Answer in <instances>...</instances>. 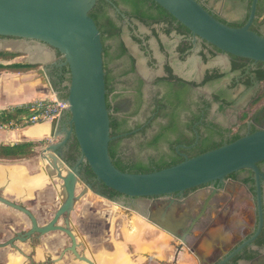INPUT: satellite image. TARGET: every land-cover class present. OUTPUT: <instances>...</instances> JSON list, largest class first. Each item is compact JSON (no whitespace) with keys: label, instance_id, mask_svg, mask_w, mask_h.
<instances>
[{"label":"flooded vegetation","instance_id":"obj_1","mask_svg":"<svg viewBox=\"0 0 264 264\" xmlns=\"http://www.w3.org/2000/svg\"><path fill=\"white\" fill-rule=\"evenodd\" d=\"M198 1L203 3L220 21L228 25L231 23L213 7L218 0ZM225 1L243 5L245 15L240 20L243 21L247 15L248 0H222L221 9ZM114 9L123 18L120 22L123 29L122 40L124 41L123 35L127 30L154 65V51L150 38L138 33L139 25H144L125 17L120 9ZM156 26L162 31V25H154L149 29L160 45ZM153 29L157 36L153 35ZM257 31L264 36V26L257 28ZM172 34L165 35L171 36ZM179 37L181 38L180 44L183 38ZM193 39V35L187 39L192 43V48L185 59H181L176 48L181 61L187 60L192 54ZM124 43L126 45L125 41ZM126 47L130 56L135 59L136 69L135 72L125 73L130 65L128 57L112 64L113 74L117 76L116 93L119 94L114 106L119 108L120 116H130L131 132H135L139 125L147 122L155 106L176 105L173 97L175 94V90L172 88L173 81L166 79L168 74L165 72L166 66L169 65L172 69L173 67L167 60L163 66V74L156 75L148 81L139 72L136 58L127 45ZM197 47L201 49V52L207 51V55L202 56L204 60L221 54L227 55L230 64L228 70L206 69L200 80L187 81L177 75L173 69V74L181 80L196 84L187 86V89L181 92L180 106H186V109L179 114L176 129L169 133L158 149L146 146L157 132L158 124H153L143 134L136 132L133 136H126L116 147V160H121L124 164L140 162L150 166L152 162L159 161L161 157L166 158L168 162H171L172 159L188 158L190 152L198 144L210 140L226 142L229 136L228 131L240 124L239 118L251 109L250 106H255L253 116L241 128L239 134L255 132L264 126V101L253 105L262 91L261 88L264 87L256 75L259 62L251 60L246 62L244 70H234L232 55H228L202 40L197 41ZM119 63L122 64L121 67L117 66ZM214 72L221 76L211 79L201 86L200 83L206 75ZM228 76L230 79L226 81ZM125 80L128 82L126 83ZM148 83L154 88L149 105L151 113L146 121L132 126V120L139 116L144 106L147 105L145 89ZM124 84H127L126 88L123 87V91H119V86H124ZM207 85L211 89L209 93L200 92V89ZM139 88L141 97H139ZM244 96H247L245 103L238 109H234L237 102ZM167 100L170 103L166 104ZM138 106L139 110L134 114L133 112L138 109ZM222 106H226V108L222 109ZM229 112L230 115L233 113L235 117L229 125L218 122L220 116L226 117ZM194 114L198 115V119L193 121ZM161 123L167 124L168 121L166 119ZM192 139H194L192 144H185ZM126 140L136 141V153H132L125 145ZM178 140L182 142L172 150L170 143ZM150 150L156 151V154H142ZM62 153L66 157L68 147ZM257 166L260 172L259 177L252 169L244 168L221 181L158 197L131 198L122 194L110 197V192L102 189L101 182L96 177L92 178L91 183L86 184L91 186L88 192L99 197L105 208L94 211L98 214L95 223L92 224L89 235L83 233V258H87L93 264H102L97 260V257L115 256L116 253L120 254L119 250H122L121 259L124 258L122 261H125L122 264H264V161L259 162ZM0 194L3 195L2 190H0ZM28 209L35 215L32 209ZM23 217H26L30 222V219L20 211L0 203V244L7 243L17 233H25L31 228L30 222L27 228L16 229L15 226L22 224ZM4 220L11 223L9 225L10 233L5 231L7 225L3 224ZM60 224L62 223L60 222ZM42 240V236L36 233L24 243L15 241V247L0 248V264H6L4 261L9 260L10 256L11 262L14 257L19 255L25 259L26 264H39V262L64 264L67 253H71L67 251L71 245L64 246L58 256L53 257L50 251H45L44 254L37 251L40 247L38 242ZM33 242H37L36 245H33ZM26 243L28 247L19 245ZM9 250L14 253H10ZM63 252H65L64 255H62ZM14 254L17 256H13ZM36 256L40 257L39 262L35 261ZM83 264L89 263L83 261Z\"/></svg>","mask_w":264,"mask_h":264},{"label":"water","instance_id":"obj_2","mask_svg":"<svg viewBox=\"0 0 264 264\" xmlns=\"http://www.w3.org/2000/svg\"><path fill=\"white\" fill-rule=\"evenodd\" d=\"M153 1L192 33L194 48L197 41L202 40L228 55L264 63V36L251 30L259 0H252L248 20L242 27H231L219 21L198 0ZM97 2L0 0V37L38 42L56 50L63 57L60 67L68 66L71 75L68 97L61 99L57 95L58 100L68 106L58 122L65 113L68 122L50 136L53 142L43 148L39 156L41 170L51 182L57 180L61 183L64 198H61L52 219L40 225L31 210L0 194V203L20 211L31 222L27 232L17 233L7 243L0 244V248L15 247V241L24 243L36 233L43 236L59 231L71 240L67 251L77 260L93 264L79 253L80 245L71 227V214L76 203L91 188L82 181V166L85 164L90 166L99 182L131 198L171 195L221 181L244 168L252 169L257 177L260 175L257 164L264 161V126L232 143L192 158L186 157L181 163L162 170L135 174L115 167L109 155V143L113 138L110 137L106 105L101 33L89 16ZM42 71L46 74L48 68L44 67ZM246 98L242 97L234 109L241 107ZM73 136L78 141L81 155L71 166L62 152ZM53 186L56 190V185ZM78 186L83 187L80 193H77Z\"/></svg>","mask_w":264,"mask_h":264},{"label":"trees","instance_id":"obj_3","mask_svg":"<svg viewBox=\"0 0 264 264\" xmlns=\"http://www.w3.org/2000/svg\"><path fill=\"white\" fill-rule=\"evenodd\" d=\"M112 2L110 4L106 0H98L96 5L90 11L89 16L94 20L97 28L101 33V41L103 45V65L105 72V87H106V105L109 112L110 119V137L113 138L109 143V155L110 158L115 165L122 172L127 173H149L153 171L162 170L184 161V158L172 159L171 162H168L166 158H159V161L152 162L150 166H146L137 162V164H124L121 160H116L117 155V145L120 141H122L126 136H133L136 132L143 134L146 132L148 128L153 126V124H158L157 132L154 134L151 141H149L146 146L151 147L153 149H158L159 145L165 141L164 139L169 135L172 130L176 129L177 120L179 114L186 109V106H180L182 102L181 92L184 89H187V86L196 85L195 83H187L177 76L173 74V69L168 65L165 67V72L168 74L166 79L173 81L172 88L175 90L174 94V103L175 106H155L154 111L150 118L144 124L138 126L137 131L131 132V127L129 124V115H124L123 117L119 115V108L114 106V103L118 100L119 94L116 93V82L117 76L113 74L112 64L122 60L124 57H128L130 65L129 69L125 71V73L135 72V59L130 56L129 51L122 40L123 29L120 24L122 21L121 14H118L114 8H118L122 13L125 14V17L130 20L137 21L140 24L153 28L154 25H162L163 33L166 35H170L175 32L177 35L182 36L183 41L177 47V52L179 53L181 59H185L189 55V50L192 48V43L187 40L191 37L192 33L182 25L178 20H176L170 13H168L164 8L158 5L153 0H109ZM252 0H248L247 6V15L243 21L231 22L229 26L231 27H242L246 24L247 19L250 14V6ZM218 20L219 18L216 17ZM220 21V20H219ZM223 22V21H221ZM264 24V0H259L257 6L256 19L254 20L253 26H251V30L256 32L257 28ZM228 25V24H227ZM153 31V35L157 36V33ZM260 35V34H259ZM5 38V37H0ZM140 41L139 39H137ZM60 54V53H59ZM20 56L19 53L13 52H4L0 51V61H10L15 57ZM204 57V56H203ZM232 57L233 69H242L244 70L245 64L249 59L239 58L235 56ZM39 65H28V64H10L3 65L0 63V69H14V70H29L38 68ZM58 73V72H57ZM256 75L258 76V80L261 84L264 85V63L259 62L258 69L256 70ZM221 75L214 72L213 74H208L204 78V80L200 83V85L206 84L209 80L218 78ZM71 82V75L68 66L63 67L60 70V74L56 75L55 78H52L51 85L53 90L57 93L58 97L61 99H66L69 93V86ZM140 88L138 89L139 92ZM141 91V90H140ZM139 97H141V93L139 92ZM218 100V99H217ZM264 101V87L257 97L256 101L253 105H257ZM170 103L169 100L166 101V104ZM226 106H222V109H225ZM250 110L243 114L239 120L240 124L234 129L228 131V140L226 142L223 141H207L201 144H198L195 148H193L192 152L188 158H192L208 152L210 150L216 149L224 144L232 143L244 135L239 134V131L242 127H244L247 122L253 116V109L255 106H250ZM136 109L134 114L138 112ZM28 112L27 108H16L12 111H3L0 113V121H18L22 117L26 115ZM168 121L167 124H162L163 120ZM198 115L194 114L192 120H197ZM255 130V129H253ZM253 133V132H251ZM246 135V134H245ZM193 140L190 142H186L185 144H192ZM181 140L171 142L170 147L172 150L175 149V146L178 143H181ZM44 142H24V143H14L9 145H0V162H17L23 161L27 159H31L37 155L35 151L36 147L43 145ZM81 155L80 147L78 141L75 136L71 138L68 143V153L65 157V160L73 166L76 161L79 159ZM95 175L92 172L89 165H83V178L82 181L85 184L91 183L92 178ZM101 187L103 190L110 192V197L115 194H120L113 189L106 187L103 183H101ZM95 188H97L95 186Z\"/></svg>","mask_w":264,"mask_h":264},{"label":"rangeland","instance_id":"obj_4","mask_svg":"<svg viewBox=\"0 0 264 264\" xmlns=\"http://www.w3.org/2000/svg\"><path fill=\"white\" fill-rule=\"evenodd\" d=\"M213 7L219 13H221V15L226 20H228L230 22L240 21L241 19L244 18V15H245V8L240 3L229 2V1L226 2L225 1L224 6L221 9L222 0H218L216 2V5L214 4ZM262 26H264V24L260 25L258 28H261ZM155 28L159 32L161 47H160L158 41L156 40V38L152 36L151 29L139 25V30H138V33H140L142 35L149 36V38H150V43H151L152 49L154 51L153 52L154 53L153 54L154 60H155L154 65H152V63L149 61V58L146 56V53L142 51V49L136 43V41H134L131 38V35L127 30H125L124 35H123V39L126 42V45L128 46V48L130 49V52L134 55V57L137 60V67H138L139 72L148 81H150L156 75L163 74V66H164V63L167 62V60L170 63V65L173 67L174 72L177 75L184 77L186 79H189V80H200L202 78V76L204 75V72L206 69L211 70L213 68H217L218 70H221V71H227L228 70V67L230 65L229 59H226L225 62H223L221 60L219 61V58H218L219 56L208 57V60H204V59L200 58L199 66L197 64L192 63L190 57L187 60L181 61L179 59L178 53L176 52V48H177L181 38L178 35H176L175 33H173L171 36H166L165 34H163V32L160 30L159 27L156 26ZM13 41H14V39H10V38H0V51L11 52V50H13V47H12ZM117 66L121 67L122 64L119 63ZM228 79H230L229 76L226 78V81ZM125 82L127 83L128 81L125 80ZM126 86H127V84L126 85L124 84V86H119V91L122 92L123 87L126 88ZM262 89H263V87L261 88V90ZM210 90L211 89L209 88V85H207L205 87H202L200 89V92L209 93ZM126 93H128V92H126ZM153 93H154V88H152L148 83V85L146 86V89H145V97L147 100V105L144 106V108H143L142 112L139 114V116H137L136 118H134L132 120V122H131L132 126H134L135 124H138V123H143L149 117V115L151 113V111H150L151 109L149 106L150 101H151L150 98L152 97ZM253 111H254V109H253ZM230 114L231 113L229 112L226 117L220 116L218 118V122L222 123L223 125H229L235 118L233 113H232V115H230ZM12 127H17V124L14 123ZM135 142H136L135 140H126L125 141V145L131 150L132 153H136L135 152ZM38 154H39V152H38ZM142 154L155 155L156 151H154V150L145 151ZM39 160H40L39 155L38 156L36 155L34 157L33 163H39ZM20 163L22 164L23 161H21V162H19V161H17V162L3 161V162H0V165H3V164H5V165H7V164H9V165H21ZM38 166H37V168H31L29 171H32L33 173H37L38 169H39ZM6 180H8V179H4L3 181L5 182ZM11 180L15 181L13 178H11ZM9 182H10V180H8V184H9ZM6 183H4V186ZM21 186H23V184H21ZM51 190L53 192L56 191L54 189L52 183L49 184L48 186H46V188L43 191H45L47 193V192H51ZM82 190H83V187L78 186L77 193H80ZM38 192H39L38 190L33 191V193L31 194L32 199H26L24 201H20L18 199L17 201L20 204H23L25 207L32 209L35 213V216L38 219L39 224L43 225V224L47 223L53 217L54 212L56 211V209L59 206L61 198H64V192L59 187L60 193H59V196L55 197V201L48 202L46 205L47 206L46 208L45 207H37L38 208L37 209L36 207H34L35 206L34 203L38 202L37 199H35L37 197ZM3 193H4L3 195L6 198L13 199L12 194H9L7 191H5ZM104 208L105 207H104L103 201L99 197L92 195L90 192H88V194L86 196H84L81 200H79L76 203L75 210L71 214V222H72L71 227H72L74 234L77 237V242L80 245L78 248V251L82 255H83V233L84 234L87 233L89 235V233L92 229V224L95 223V219L98 216V214L95 213L94 211L95 210L100 211ZM3 224L7 225V227H5V231H7V233H10L9 225H11V223L4 220ZM29 224H30L29 220L26 217H23V221H22L21 225H17V226L13 225V226H15L17 230H19L21 228H27ZM42 238H43V240L41 242H38V243H40V247L37 249V251H39L41 254H44L45 251H50L51 255L53 257L58 256L59 251L62 250V248L64 246H66V245L70 246L71 245L70 238L65 233H62L59 231H55V232H51V233H48L46 235H43ZM36 243L37 242H33V245H36ZM19 245L22 247H28L27 243L23 244V245H21V244H19ZM9 252L14 253L12 250H9ZM13 256H17V254L16 255L14 254ZM35 261L39 262V258L37 256H36ZM4 262L7 264L9 262V260H5ZM39 264H43V263L39 262ZM64 264H83V262L80 260H77L72 253H67V257L65 259Z\"/></svg>","mask_w":264,"mask_h":264},{"label":"crops","instance_id":"obj_5","mask_svg":"<svg viewBox=\"0 0 264 264\" xmlns=\"http://www.w3.org/2000/svg\"><path fill=\"white\" fill-rule=\"evenodd\" d=\"M12 47L13 51H15L14 53H19L20 56H17L10 61H0L1 64H28L39 65V67L29 70L0 69V113H2L3 111H12L16 108L28 109V106L37 100H51L53 98H57V93L53 90L51 80L52 78H55L56 75H59L60 70L63 68L60 67L61 63L63 62L62 55L50 47L32 41L27 42L23 40H14L12 43ZM191 53L192 54L189 56L191 58V62L197 64L198 66L200 64V58H202L203 55H207V51L205 50L201 52V49L199 47L193 48L191 50ZM218 56L219 61L221 60L225 62L226 59H229L227 55L221 54ZM44 67L48 68V72L46 74L42 71ZM182 78L187 81H191L184 77ZM21 117L22 118L16 122L12 121L17 124V127H13L9 130H0V145H9L24 142H44L43 145L36 147L35 151L37 152V156H40V152L43 150V148L53 142L50 136L52 134H55L57 130H61L62 127H64V125H66L68 122L66 113L62 116V121L60 123L58 122L59 117H57L51 121L44 123L25 124L24 120L28 117V112L26 115ZM33 160L34 157L31 159L23 160V163H20V166L25 167L28 175L38 176L42 172L40 168L41 161L39 160V163H33ZM3 165L9 166V164ZM37 166L39 168L37 173L29 171L31 168H37ZM46 178L47 181L49 180L48 184H45L39 189H36L39 191L37 197L35 198L38 202H36L37 204L34 203V207L36 208H46L48 202L55 201V197L59 196V187L61 183L57 180L51 182L49 177ZM4 183H6L5 186ZM51 183L52 185H56V191L53 192L51 190V192L47 193L43 191L46 186ZM7 185L8 180L4 182L3 179L0 178V190L5 192ZM12 195V200L14 201H17L18 199L20 201L32 199V197L27 196L19 198L13 193ZM10 258L8 264H10Z\"/></svg>","mask_w":264,"mask_h":264},{"label":"bare ground","instance_id":"obj_6","mask_svg":"<svg viewBox=\"0 0 264 264\" xmlns=\"http://www.w3.org/2000/svg\"><path fill=\"white\" fill-rule=\"evenodd\" d=\"M46 177L48 176L43 171L38 176L28 175V172L24 166L0 165V178H2L3 180L4 179L10 180L6 188V191L8 193H11V194L13 193L17 195V197L19 198L25 197V196L31 197V194L33 193V191L43 187L45 184L47 185L49 180L47 181ZM11 178H13L15 181H12ZM21 184H23V186H21ZM119 251L121 255L115 252L116 253L115 256L108 257L107 255H104V258L100 256V257H97L98 258L97 260L102 262V264H116V263L122 264V262H125V261H122V259L124 258L121 259L122 250H119ZM10 264H26V261L23 258L17 256V257H14V259L10 262Z\"/></svg>","mask_w":264,"mask_h":264},{"label":"built area","instance_id":"obj_7","mask_svg":"<svg viewBox=\"0 0 264 264\" xmlns=\"http://www.w3.org/2000/svg\"><path fill=\"white\" fill-rule=\"evenodd\" d=\"M67 104L53 98L51 100H37L28 106V117L24 120L25 124H39L59 117L66 109ZM14 122L0 121V130L13 128Z\"/></svg>","mask_w":264,"mask_h":264}]
</instances>
